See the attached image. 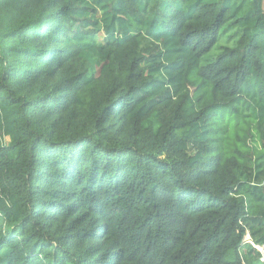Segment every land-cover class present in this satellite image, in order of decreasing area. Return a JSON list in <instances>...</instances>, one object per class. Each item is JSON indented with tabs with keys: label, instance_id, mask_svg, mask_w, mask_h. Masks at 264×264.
I'll list each match as a JSON object with an SVG mask.
<instances>
[{
	"label": "trees",
	"instance_id": "16d2710c",
	"mask_svg": "<svg viewBox=\"0 0 264 264\" xmlns=\"http://www.w3.org/2000/svg\"><path fill=\"white\" fill-rule=\"evenodd\" d=\"M259 246L264 0H0V264Z\"/></svg>",
	"mask_w": 264,
	"mask_h": 264
},
{
	"label": "built area",
	"instance_id": "2783aa9c",
	"mask_svg": "<svg viewBox=\"0 0 264 264\" xmlns=\"http://www.w3.org/2000/svg\"><path fill=\"white\" fill-rule=\"evenodd\" d=\"M249 238H250L249 236L246 237V241H247L248 243H250ZM257 249H258V251H259L260 253L263 254V256H262V258H261V261L264 262V246H259Z\"/></svg>",
	"mask_w": 264,
	"mask_h": 264
},
{
	"label": "rangeland",
	"instance_id": "374dc122",
	"mask_svg": "<svg viewBox=\"0 0 264 264\" xmlns=\"http://www.w3.org/2000/svg\"><path fill=\"white\" fill-rule=\"evenodd\" d=\"M218 52H219V51H217V49H215V50L213 51V55L216 56V54H217ZM214 56H210V57H214Z\"/></svg>",
	"mask_w": 264,
	"mask_h": 264
},
{
	"label": "bare ground",
	"instance_id": "6f19581e",
	"mask_svg": "<svg viewBox=\"0 0 264 264\" xmlns=\"http://www.w3.org/2000/svg\"><path fill=\"white\" fill-rule=\"evenodd\" d=\"M258 250V249H257Z\"/></svg>",
	"mask_w": 264,
	"mask_h": 264
}]
</instances>
